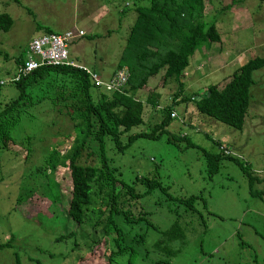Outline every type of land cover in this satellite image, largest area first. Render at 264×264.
I'll return each mask as SVG.
<instances>
[{
	"label": "rangeland",
	"instance_id": "rangeland-1",
	"mask_svg": "<svg viewBox=\"0 0 264 264\" xmlns=\"http://www.w3.org/2000/svg\"><path fill=\"white\" fill-rule=\"evenodd\" d=\"M229 2H206L203 20L214 22L220 41L201 44L198 49L207 46L205 55L195 50L190 70L181 75V86L173 77L162 85L160 68L147 78L148 88L137 89L135 96L145 100L147 90L154 88L159 93L158 105L143 101L142 122L128 132L150 130L172 94L177 99L193 96L207 84L221 82L247 58L264 55V0ZM136 4L137 0H0V12L12 19L7 30H0V79L16 71L15 56L24 55L28 41L45 27L56 32L81 27L84 34L68 42L69 55L106 79L119 58ZM252 77L241 129L200 113L188 98L175 103L176 116L165 127L176 138L168 140L165 132L156 138L137 136L117 150L104 137L108 164L136 190L144 189L136 176L156 175L174 196L196 194L192 212H184L182 204L155 188L126 205L133 211L147 210L144 219L126 221L121 214H113L122 232L121 243L126 244L120 253L110 254L115 249V233L110 225L102 226L107 207L92 179V200L82 222L74 224L65 210L71 182L61 159L64 147L79 141V126L47 97L22 105L9 130V147H0V264H15L16 258L18 264H153L158 259L162 262L156 264H264V191L251 193L246 174L231 159H221L218 170L208 174L201 153V149L218 151L217 143L224 145L256 176L251 188L263 187L264 67L254 70ZM17 91L9 81L0 84V103ZM182 134L192 143L185 145V139L178 138ZM88 145L99 152L94 141ZM79 160L98 164L95 153L92 158L83 152ZM51 164L53 169L47 173ZM54 184H59L55 191ZM20 190L26 196L22 194L24 198L18 201ZM176 216H180L184 235L182 243L174 241L181 244L180 249L167 257L152 243L159 229ZM69 230L70 235L59 237Z\"/></svg>",
	"mask_w": 264,
	"mask_h": 264
},
{
	"label": "trees",
	"instance_id": "trees-1",
	"mask_svg": "<svg viewBox=\"0 0 264 264\" xmlns=\"http://www.w3.org/2000/svg\"><path fill=\"white\" fill-rule=\"evenodd\" d=\"M207 1L137 0L138 4L134 5L135 18L129 25L121 53L113 67L116 70L125 65L128 71L126 82L117 89L106 90L95 85L84 69L70 64L41 65L18 79L9 81L17 88V94L0 103V147H9L11 139L9 130L18 119L21 106L41 98H49L58 110H63L70 119L75 120L74 124L79 126L80 139L76 144L64 147L65 153L61 159L62 164L68 169L71 182L70 197L65 203V210L74 224L78 225L82 222L92 200L89 183L92 179L97 189L103 192L101 198L104 199L107 207L102 226L110 225L115 233L113 238L115 249L111 250L110 254L120 253L126 247V244L121 243L122 232L116 225L113 214H121L126 221L144 219L147 210L139 208L133 211L127 207L133 205L132 203L141 194L151 192L155 188L159 189L166 198L182 204L184 212L195 211L196 194L174 196L167 191V186L162 184L156 175L136 176L135 179L138 178L144 184L143 191L136 190L132 183L116 176L114 168L108 164V158L103 151L105 136L110 139L117 150L127 147L137 136L156 138L165 132L168 140L176 138L166 131L165 127L171 118L176 116L175 103L186 101L188 98L193 100L195 108L200 113L233 128H242L249 103V87L253 83L252 73L264 67V55L256 54L247 58L221 82L209 83L193 96H183L182 99H177L176 93L172 94L171 101L160 107L162 116L150 130L128 132L131 126L142 122L143 101L152 106L158 104L159 93L154 88L147 90L145 100L135 96L137 89L146 86V80L150 75L162 68V73L159 75L162 85L164 80L173 77L181 86V75L185 70H190L195 50L203 43L210 45L212 42L220 41V35L214 22L206 24L203 20ZM233 1L230 0L229 3ZM11 22L12 19L7 12H0V30H7ZM49 31L52 30L45 27L41 33ZM83 34L76 35L68 42ZM205 49H207L206 45L198 50L205 55ZM23 58V54L15 56L14 70ZM76 62L87 67L83 62ZM5 81L7 80L4 79L0 84ZM33 96L35 99L32 98ZM171 112L174 114L171 115ZM178 138L185 139V145L192 143L186 134L179 135ZM89 140L98 144L99 152L89 148ZM220 145L222 144L217 143L218 151L201 149L208 174L218 170L221 159H231L246 174L249 191L256 194L263 192L264 185L257 190L251 188L256 176L250 174L246 164L242 163L236 155L230 154L224 145L221 147ZM83 152L85 156L91 155L92 158L95 153L97 167L92 161L88 164L80 162L79 159ZM53 165L47 166V173L53 169ZM56 185L54 184V191L55 188L58 189L59 184ZM79 187L81 192L77 193ZM22 194L26 196V192L20 190L16 198L18 201L24 198ZM58 195L59 193L53 195L51 206ZM178 217L180 216H176L166 228L159 229V237L152 243L156 250L167 257L180 249L181 244H174L176 239L182 243L184 229ZM151 226L157 228L154 224ZM70 233H72L71 230L60 234L59 237L70 235ZM140 235L143 236V233ZM163 260L168 262L166 259ZM160 262L162 260L158 259L153 264ZM15 264H18L17 258Z\"/></svg>",
	"mask_w": 264,
	"mask_h": 264
},
{
	"label": "built area",
	"instance_id": "built-area-1",
	"mask_svg": "<svg viewBox=\"0 0 264 264\" xmlns=\"http://www.w3.org/2000/svg\"><path fill=\"white\" fill-rule=\"evenodd\" d=\"M83 34V31L78 29L72 31L66 29L62 32H44L33 36L27 43L24 50L23 61L18 64L16 71L8 77L7 81H13L20 76L28 73L32 69L41 65H57L70 64L72 66L84 69L95 85L106 90L117 89L126 82L128 71L125 66L114 70L109 77L102 79L99 75L85 67L83 64L77 63L70 58L67 49L68 41L76 35ZM4 79H0L3 82ZM174 113L171 112V115ZM222 145H220L221 147Z\"/></svg>",
	"mask_w": 264,
	"mask_h": 264
},
{
	"label": "crops",
	"instance_id": "crops-1",
	"mask_svg": "<svg viewBox=\"0 0 264 264\" xmlns=\"http://www.w3.org/2000/svg\"><path fill=\"white\" fill-rule=\"evenodd\" d=\"M81 27H78L77 29H79ZM66 30V29H65ZM57 32H62V31H57ZM80 38V37H79ZM94 70V69H93ZM113 70V68L106 74L108 76L109 73H111V71ZM96 71V70H95ZM97 72V71H96ZM158 105V104H157Z\"/></svg>",
	"mask_w": 264,
	"mask_h": 264
}]
</instances>
